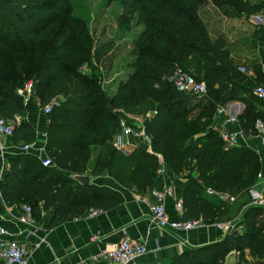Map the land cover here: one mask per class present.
Returning <instances> with one entry per match:
<instances>
[{
	"label": "trees",
	"instance_id": "16d2710c",
	"mask_svg": "<svg viewBox=\"0 0 264 264\" xmlns=\"http://www.w3.org/2000/svg\"><path fill=\"white\" fill-rule=\"evenodd\" d=\"M108 1L124 4L143 26L131 50L128 70L113 91L103 82L107 74L103 63L116 40L94 39L86 23L73 13L71 0H0V114L14 123L13 143L30 144L37 139L36 129L26 119L24 100L17 93L26 79H33L41 108L58 94H67L46 114L44 146L52 163L43 164L29 150L7 157L0 179L4 205L29 203L36 221L51 213V227L88 208H109L122 201L119 191L80 184L70 174H108L122 186L141 192L154 186L163 159L185 178L180 218L213 223L231 218L223 216L235 201L240 207L246 199L248 203L241 211V230L186 248L161 264H229L227 255L232 250L247 252L251 264H264L262 208L251 204L248 194L261 168L258 154L227 143L210 128L218 106L241 100L240 126L245 132H255V120H264V111L258 107L264 106V100L253 93L264 82L263 68L249 62L242 71L228 54L226 37H211L200 14L203 6L211 4L224 13L248 16L264 9V0ZM252 37L264 44V24L256 25ZM177 68L204 81L206 93L179 89L173 80ZM73 81L76 95L69 98ZM146 103L152 105V113L142 129L150 138V150L136 145L130 151H119L112 143L120 127V111ZM193 106L199 109L190 116ZM92 146L97 153L88 167ZM225 194L234 201L224 199ZM0 223L13 228L9 222Z\"/></svg>",
	"mask_w": 264,
	"mask_h": 264
},
{
	"label": "crops",
	"instance_id": "0c3cea01",
	"mask_svg": "<svg viewBox=\"0 0 264 264\" xmlns=\"http://www.w3.org/2000/svg\"><path fill=\"white\" fill-rule=\"evenodd\" d=\"M262 70L264 72V68ZM249 74L253 75L252 72ZM58 98V96L55 97L53 101ZM38 106L34 97L28 100L26 119L37 131V139L31 151L43 158L46 156L44 146L46 136H43L42 133L46 134L48 120L43 109ZM258 107L264 111V106ZM243 109L244 104L240 100L218 106L210 128L220 134L229 130L239 131L242 128L238 116ZM232 117L233 120H231ZM21 144L13 143L11 135L4 137V155L8 157L19 151ZM236 145H243L256 151L261 163L260 172L264 175V147L259 135L255 132H247L244 136L240 135ZM92 149L88 167L92 166L97 153L96 147L92 146ZM160 167L162 172L157 174L154 186L161 188L165 184L172 185L173 193L166 195L165 208L171 219H177L181 216L182 211H179L175 204L181 199L185 178L175 174L173 168L163 159L160 160ZM89 176L91 184L107 186L119 191L122 201L109 208H99L100 211L92 216L88 215L90 209L88 208L82 214L51 227H48L51 213L45 214L43 220L37 221L34 228H26L18 233L19 240L29 253L28 264H106L103 258L98 257L100 250L124 236L141 240L147 246V251L135 258V264H161L165 259L177 255L186 248L222 239L226 233L222 229L216 228L213 223L233 221L235 228L242 229L241 211L248 203V199H246L247 203L241 207L238 205L239 202L235 201L236 205L233 204L230 213L223 216L225 218L229 214L231 217L229 219L217 220L202 228L175 231L162 229L151 221L149 209L152 200L151 188L138 192L133 188L122 186L108 174H90ZM256 183L257 188L262 186L260 179H257ZM19 207L20 204L4 205L0 197V221L11 223L13 229L17 230L18 228L14 227L11 218L18 212ZM37 243L39 244L36 245ZM251 260L247 252L240 254L232 250L227 255L229 264H251Z\"/></svg>",
	"mask_w": 264,
	"mask_h": 264
},
{
	"label": "built area",
	"instance_id": "2783aa9c",
	"mask_svg": "<svg viewBox=\"0 0 264 264\" xmlns=\"http://www.w3.org/2000/svg\"><path fill=\"white\" fill-rule=\"evenodd\" d=\"M251 20L256 24H264V9L255 12L251 16ZM241 70H244L241 68ZM173 80L176 86L186 92L197 93L203 95L206 93V86L204 81H198L190 73L186 72L181 68H177L174 71ZM17 93L22 96L24 103L28 102L30 98H35L37 103L38 100L35 96V91L33 88V83L31 80L26 81L23 86L17 88ZM253 93L264 100V85H256L253 88ZM53 103L50 102L43 106V112L45 114L49 113ZM233 120V117L231 118ZM120 133L119 137H123L124 143H115V147L119 150L126 151V144L131 143V145L136 146L140 140H143L150 144V138L146 135L143 129H138L133 132L131 128L125 123L122 118L119 121ZM14 128V123L0 116V179L7 166V157L4 155L3 139L6 136L12 135ZM254 131L259 135L261 144L264 147V120L257 118L253 125ZM247 132L240 129L239 131H223L221 132V137L224 141L229 144H237L238 137L240 135H246ZM43 136L46 134L42 133ZM121 135V136H120ZM135 139H138L135 142ZM34 143H22L20 150L31 151ZM129 150V149H128ZM127 150V151H128ZM42 162L45 165L51 164L52 161L47 156L42 158ZM162 172V168L158 167L157 174ZM257 179H260L262 186L257 188V183L248 189V194L250 197V203L253 205L261 206L262 213L264 215V175L259 171L257 173ZM211 192V190H209ZM173 193V187L171 184H165L163 187H152L150 189V195L152 200L149 205L151 221L162 229H169L175 231H188L191 229H197L209 226L210 223L205 222L201 218L193 219H171L166 212L165 208V198L166 195ZM224 199L233 201L234 197L228 195H222ZM179 211H182V203L178 200L175 204ZM100 211L99 208H90L89 216L94 215ZM14 227L18 228L14 230L13 228L7 227L0 223V263L2 264H28L29 253L24 247L22 242L19 240L18 233L22 232L26 228H34L36 225V219L33 214V208L29 203L20 204L19 210L11 218ZM213 225L222 229L225 233L240 229V227L235 228V223L233 221H224L213 223ZM23 226V227H22ZM37 243L36 245H38ZM147 251V246L145 242L136 239H130L129 237H122L118 241L107 245L102 248L98 254L99 258H103L106 264H135V258L144 254Z\"/></svg>",
	"mask_w": 264,
	"mask_h": 264
},
{
	"label": "rangeland",
	"instance_id": "374dc122",
	"mask_svg": "<svg viewBox=\"0 0 264 264\" xmlns=\"http://www.w3.org/2000/svg\"><path fill=\"white\" fill-rule=\"evenodd\" d=\"M71 2L73 13L77 19H81L86 23L94 39L104 41L114 38L116 40V46L103 63V66L107 69L106 78L103 79V82L105 85L110 84L109 86L112 87L110 91H113L114 84H117L124 72L128 70L127 62L133 57L131 50L143 26L137 23L136 15L131 9L126 8L124 4L118 1L71 0ZM200 14L208 26L211 37L219 34L226 37L228 54L232 60L242 66L241 68L244 69L249 62H256V65L264 68V44L261 40L252 37V32L256 27V24L251 20L253 13L248 16L238 13H224L221 9L207 4L200 9ZM28 80L34 83L31 78L25 81ZM76 84L73 81L68 89L69 98L75 97ZM258 84L264 85V82ZM57 96L59 97L58 100H55L56 102L52 101L53 106L61 103L67 94L62 92ZM198 109V107L193 106L189 115L193 116ZM120 112V119L125 120V123L135 132L138 129H142L144 120L151 115L152 105L146 103L125 111L121 110ZM44 115L47 119V115L45 113ZM0 116L4 117L2 114ZM180 131L178 136L182 138L183 134ZM119 133L120 129L114 135L112 143L114 147L115 143H124V139L121 135L119 137ZM137 140L135 139V142ZM126 146L129 151L134 148L131 143L126 144Z\"/></svg>",
	"mask_w": 264,
	"mask_h": 264
},
{
	"label": "water",
	"instance_id": "95a60500",
	"mask_svg": "<svg viewBox=\"0 0 264 264\" xmlns=\"http://www.w3.org/2000/svg\"><path fill=\"white\" fill-rule=\"evenodd\" d=\"M138 147L140 149H142L143 151H149L150 150V144L143 141V140H140L138 142ZM70 177L80 184H89L90 180H91V178L88 174L73 173V174H70Z\"/></svg>",
	"mask_w": 264,
	"mask_h": 264
}]
</instances>
